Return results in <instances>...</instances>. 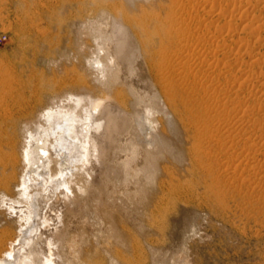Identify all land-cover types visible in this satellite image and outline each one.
Segmentation results:
<instances>
[{
	"label": "rangeland",
	"instance_id": "1",
	"mask_svg": "<svg viewBox=\"0 0 264 264\" xmlns=\"http://www.w3.org/2000/svg\"><path fill=\"white\" fill-rule=\"evenodd\" d=\"M121 1L0 0V188L12 190L24 166L22 118L92 77L97 47L86 22L108 6L131 8L135 37L125 55L138 74L136 90L156 107L145 136L159 170L146 185L148 203L136 215L138 223L120 222L141 228L131 227L127 247L77 221L70 225L69 259L264 264V0ZM125 75L132 77L127 70ZM125 81H114L110 89L126 95L124 107L133 113L135 99ZM136 116L145 122L144 115ZM160 132L172 137L168 150L153 142ZM106 157L112 167L115 155ZM120 189L122 183L110 181L109 194L96 195L102 202H89L99 211L115 209L112 197L118 191L122 197Z\"/></svg>",
	"mask_w": 264,
	"mask_h": 264
},
{
	"label": "bare ground",
	"instance_id": "2",
	"mask_svg": "<svg viewBox=\"0 0 264 264\" xmlns=\"http://www.w3.org/2000/svg\"><path fill=\"white\" fill-rule=\"evenodd\" d=\"M121 2L135 5L136 0ZM107 8V12L102 9L96 19L85 23L87 35L97 47L89 65L92 77L86 83H77L49 97L35 116L22 118L20 155L24 166L18 181L12 185L13 191L0 188V221L5 222L0 229V264H72L68 253L72 237L69 231L70 225L77 221L98 227L97 234L106 231L121 248L132 240L133 226L124 228L120 222L136 221L141 206L148 200L146 185L159 170V158L150 151L145 136L149 124L154 123L149 117L154 115L156 107L136 90L138 74L125 55L128 42L134 36L131 22L136 21L135 15L131 8L116 5L113 9ZM123 59L128 61V66ZM125 70L132 74L131 78L125 77ZM124 79L135 99L133 113L124 107L126 95L118 89H110L114 81L123 84ZM136 114L144 115L145 122L139 121ZM160 134L159 138L153 136L154 144L169 149L172 137ZM141 151L143 157H140ZM109 154L115 155L112 167L106 157ZM141 176L143 183H139ZM112 179L122 183L123 196L120 197L118 191V197L115 200V196L112 197V203L116 204L113 208H116H101L102 216L101 209L90 204L89 199L92 197L94 203L96 195H107ZM131 184L139 186L132 188ZM135 225L133 229L141 230L140 225ZM103 250L108 252V247ZM112 258L115 264L117 259ZM125 258H121L123 262Z\"/></svg>",
	"mask_w": 264,
	"mask_h": 264
}]
</instances>
